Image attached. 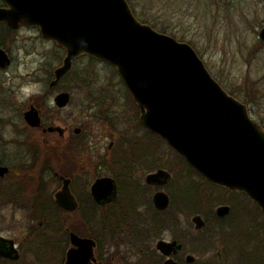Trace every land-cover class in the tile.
<instances>
[{"label": "rangeland", "instance_id": "1", "mask_svg": "<svg viewBox=\"0 0 264 264\" xmlns=\"http://www.w3.org/2000/svg\"><path fill=\"white\" fill-rule=\"evenodd\" d=\"M127 1L136 16L138 15V19L140 17L143 20L147 19L145 24L153 28L154 23L159 26L166 24L168 34L172 33L178 41H180V37L185 38L188 42L184 43L190 44L195 49L218 83L247 107L252 119H256L264 126V42L259 37L260 31L264 27V0ZM0 4H2L1 1ZM16 37H18V44L12 46L11 49L14 55L13 64L6 72L0 73V128H3V144H13L12 141L18 138L20 130L29 129L24 122V112L34 103L35 98L48 92L50 82L47 80V78L49 79L48 73L61 67L66 57V52L61 50L55 42L43 39L36 27H25L18 32ZM8 46L6 44V47ZM47 61L48 63H46ZM95 61L92 62L90 57H82L74 62L73 70L62 79L61 85L46 95L45 117L55 121L57 126L66 129V138L72 137L71 143L87 142L90 148H94L91 155L95 161L109 151L108 147L112 142L115 143V147L116 144L118 145V141L121 140L118 127L126 126L130 128V131H133L131 128L134 129V136L136 134L144 135L142 140L140 139L137 144H134L135 150L132 149V151L135 157L140 150L144 155L141 154L139 158L161 159L176 165L178 160L173 154L168 153L164 148L161 149L156 142L150 141L149 137L147 139L146 131H141L138 124L140 110H138V120L136 106H131L127 93L124 92L127 88L117 70L106 62ZM29 83H38L40 90L27 98L20 99V87ZM127 91L129 92V90ZM62 92L71 94V103L65 109L59 110L54 107V98ZM133 102L135 103L134 100ZM51 107H54V112ZM76 128L82 129L81 134L77 137L74 133ZM112 134H114L113 137ZM80 136L82 137L80 138ZM79 138L81 141H78ZM65 141L68 142V140ZM120 152L123 154L122 151ZM0 153H2L1 148ZM11 154L10 149L8 155ZM136 159L138 160V158ZM136 169V179L145 184V178L150 173L149 170L139 167ZM178 169L181 171L180 167ZM164 171L170 174L168 170L164 169ZM96 174L112 176L103 169ZM182 174L181 172L180 175ZM190 177L193 180L191 185L195 191L197 188L199 191H208L214 197L215 204L209 205L212 208L208 210V217L212 216V213H215L216 216L217 209L222 206H230V214H233L234 210L231 204L222 205L224 203L219 202L227 199L225 192L207 186L208 184L203 182L197 173H191ZM237 199L243 202L244 198L238 197ZM4 203V200L0 199V229L8 230L7 236H13L16 230L20 233V226L16 230L14 228L16 217L19 219L22 229L29 222L25 212L21 211L17 205ZM243 204L244 207H242L247 212H245L246 219L243 226L246 231L242 236L245 238V246L251 248L245 249L246 253H242L243 255L238 254V258L234 257L233 264H264V214L261 213V210L256 209L252 201L247 200ZM180 209L182 215L178 216V223L182 228L191 229L190 226L195 225L193 222L195 215L202 214L205 218L203 213L196 212L198 209L183 208L182 205H180ZM207 209L208 206L204 210ZM236 211L235 209L234 215ZM175 215L177 217V214ZM240 215L238 214V218L234 217L231 224L228 222L229 219L224 221L220 217L222 222H215L214 217H209V226L214 227L212 228L214 233L211 234L216 244L214 256L213 254L204 256L200 254L205 250L206 233H200L192 241L183 240L186 248L198 258L195 264H226L217 260V253L221 249L223 258L228 259L227 256H231L230 260L233 259L232 256L235 253V251L231 252L230 255L229 251L232 248L233 250H242L241 246L244 245L239 241V238L234 236L233 231L237 220L242 221L243 219ZM74 220L75 217H72V221ZM142 229L136 228L135 231ZM235 230L238 231L239 227ZM195 234L196 231L193 235ZM166 236L169 237L171 234L166 233ZM111 239L118 243V251L124 248L123 253L134 255V264L140 263L138 257L147 249L144 239L138 238L133 247L129 245L130 239L125 232L116 234ZM217 240L218 243H216ZM156 242L152 241L151 246ZM26 258H23L18 264H43L32 258ZM59 262H61L59 258L46 257L44 264H59Z\"/></svg>", "mask_w": 264, "mask_h": 264}, {"label": "water", "instance_id": "2", "mask_svg": "<svg viewBox=\"0 0 264 264\" xmlns=\"http://www.w3.org/2000/svg\"><path fill=\"white\" fill-rule=\"evenodd\" d=\"M2 1L7 7L0 8V23L13 30L21 26L37 27L45 39L66 51L51 87L82 56L115 67L138 105L140 120L147 129L164 139L210 182L247 193L264 212L263 127L250 117L243 103L218 83L190 44L140 22L127 0ZM260 38L264 41V29ZM10 62L0 48V68H6ZM70 101L68 92L55 98L61 109ZM24 116L29 126L41 125L35 108ZM75 133L79 134L80 129ZM6 171L0 165V175ZM170 178L167 171L159 170L150 174L147 182L163 185ZM92 191L98 202H109L114 196V183L109 178L99 179ZM56 200L66 210L74 211L77 207L68 186L56 195ZM154 203L159 210H167L170 198L158 193ZM230 212V206L217 209L221 218ZM193 222L198 230L206 225L200 215ZM174 245L160 242L158 248L169 255ZM93 247L91 240L73 234L67 264L90 263ZM11 249L0 256L17 259L13 257L16 250ZM194 259L189 256L188 263ZM165 264L177 263L169 260Z\"/></svg>", "mask_w": 264, "mask_h": 264}, {"label": "flooded vegetation", "instance_id": "3", "mask_svg": "<svg viewBox=\"0 0 264 264\" xmlns=\"http://www.w3.org/2000/svg\"><path fill=\"white\" fill-rule=\"evenodd\" d=\"M1 3L0 8L7 7L3 1ZM23 28L25 27L11 30L7 24L0 23V48L7 53L11 61L6 68H0V73L6 72L12 66L14 55L11 49L12 46L18 44L16 36ZM263 29L264 27L261 31ZM41 37L45 39L42 34ZM6 44L9 46L6 47ZM50 72L53 75L51 78H47L50 81L48 92L35 98L34 103L27 109L29 111L31 108H35L39 112L41 125L36 128L29 126L25 120L24 115L27 112L25 111L24 122L29 129L20 130V135L12 141L13 144H3V128H0L2 151L0 165L1 168L7 169L4 175H0V199L4 200V204L14 203L17 205L21 211L25 212L29 222L22 229L19 219L16 217L14 228L16 230L20 226V233L16 230L13 236H7L8 230L0 229V253H10L11 248L14 247L16 253L13 254V257H18L12 259L0 256V264L2 262L18 264L26 257V259L32 258L43 264L46 257L59 258L61 261L59 264H67L72 248L73 234L94 243L93 256L88 264H134V255L123 253L124 248L119 250L121 253L119 255L118 243L111 239L116 234L124 232L129 236L131 247L138 238L144 239L147 249L138 257L141 264H165L169 260L177 264H195L198 258L186 248L183 240L192 241L200 233H206V238L213 239L214 237L211 235L213 226H209L210 223L204 217L206 225L200 230L195 225H191V229L182 228L178 223V216L182 213L180 205L174 206L179 194V178L176 169L178 167L182 169V167L171 165L166 168L165 160H137L134 158L129 161L128 173L122 175L120 169L124 164L119 163L125 159L121 158L135 155L125 153L124 151H128L126 150L128 144L121 143L120 140L116 147L112 142L108 147L109 151L95 161L91 155L94 148H90L87 142L71 143L72 137L66 138L67 130L45 117L46 95L55 88L51 87L55 71ZM54 107L62 110L56 104ZM54 107H51L53 112ZM257 122L264 129V126L259 121ZM50 128H54V130L50 131ZM81 132L82 129L79 134L75 133L76 137ZM111 136L113 137L114 134ZM80 138L78 141H81ZM8 146L10 147L7 149ZM10 149L12 154L8 155ZM132 149L135 150L134 147ZM9 161L10 163H8ZM136 167L149 170L150 173L147 177L165 169L170 172L171 178L166 184L159 185L148 183L146 177L144 184L136 179ZM102 169L112 176L97 175L96 173ZM105 178L113 181L114 196L111 201L100 203L94 197L92 187L97 180ZM65 186H68L71 196L75 199L77 207L74 211L62 208L56 200V195ZM127 189L131 191L132 195L127 193ZM158 193H164L170 198V206L167 210H159L156 207L154 197ZM72 217H75L74 221H72ZM136 228L143 229L135 231ZM193 230L196 231L195 235H193ZM166 233H170L171 236L167 237ZM152 241L157 242L151 246ZM160 242L175 244L169 249V255L160 251L158 248ZM179 246L181 247L179 248ZM221 252L222 249L217 253V260L220 263L233 264L234 256L231 260V256H227L228 259L223 258ZM189 256L195 258L194 262L188 263ZM221 258L222 260H220Z\"/></svg>", "mask_w": 264, "mask_h": 264}, {"label": "trees", "instance_id": "4", "mask_svg": "<svg viewBox=\"0 0 264 264\" xmlns=\"http://www.w3.org/2000/svg\"><path fill=\"white\" fill-rule=\"evenodd\" d=\"M130 2H131V0H129ZM136 15V14H135ZM137 17H138V15H137ZM139 18V17H138ZM140 19H141V17H140ZM139 19V20H140ZM145 20H147V19H145ZM145 20H143V19H141V21H142V23L144 22V23H147V21H145ZM148 23H149V21H148ZM154 28L158 31L159 30V32H161V33H164V34H168V32H167V30H166V24H164V26H159V25H157V24H155L154 23ZM168 35H170V34H168ZM171 36H173L172 35V33H171ZM173 37H175V36H173ZM180 39V41L181 42H186L187 40L185 39V38H183V37H180L179 38ZM188 42V41H187ZM91 61L92 62H96L94 59H91ZM48 75H49V78H51V76L53 75L52 74V72H50V73H48ZM65 81V80H64ZM61 85V84H60ZM124 92H126L127 93V96H128V99L130 100L129 102H130V104H131V106H136V110H137V119L139 120V117H138V107H137V105L133 102V99H132V97H131V95H130V93L127 91V90H125ZM139 125H140V128H141V131H146V135H145V137L148 139V137H149V140L150 141H153V142H156L159 146H160V148L162 149V148H164L165 149V151H167L168 153H170V154H173L174 156H175V158H176V160H178L177 162V164L176 165H178V166H181L182 167V169H181V171H179V169H176L178 172L176 173L177 174V176H178V178H179V182H178V191H179V194H178V199H177V201H175L174 202V206H178V205H182V207L183 208H191V209H193V210H195V209H198L196 212H199V213H203L204 214V216H205V218L207 219V222L208 223H210L209 222V217H214L213 219L215 220V222H222V220H230V221H228L229 222V224H231L230 222H232L231 220L234 218V217H237L238 218V214H246L245 212H247L246 211V209L245 208H243L244 207V205H242V204H240L238 201V197H243L246 201L248 200V201H251L246 195H243V194H234V193H232V192H230V191H228V190H226V189H224V188H219V187H217V186H215V185H213L212 183H210L209 181H207L205 178H203L196 170H194L191 166H189L187 163H186V161H184V159H182L179 155H177L175 152H174V150L171 148V147H169V145L167 144V142L165 141V140H163L161 137H159V136H157V135H154L153 133H151L149 130H147L145 127H143L142 126V124L139 122L138 123ZM136 128V127H135ZM125 132H127V131H122V132H120V135H121V140H120V142L121 143H134V144H137L139 141H140V139L142 140V137L141 138H139V139H136V140H132L131 138H129V137H125L124 135H123V133H125ZM143 137H144V135H143ZM83 143V142H82ZM74 144V143H73ZM129 151H127L126 153H128ZM145 152V151H144ZM130 154H132L133 153V151L131 150L130 152H129ZM134 154V153H133ZM141 154L142 155H144V153L142 152V151H138L137 152V156L135 157V156H133V155H131V156H133V157H129V156H124V157H122L121 159H125V160H123L122 162H120L119 164H124V166H123V168L122 169H120V171H121V174L122 175H124V174H127L128 173V170L130 169V163H129V161H130V159H134V158H138V160H141V159H146V158H139L140 156H141ZM118 164V165H119ZM117 165V166H118ZM171 165H173L171 162H167L166 161V165H165V167L167 168V166H171ZM181 172L183 173L182 175H180L181 174ZM191 173H197V174H199V176H200V178L203 180V182H206L208 185L207 186H209V187H211L212 189H216L217 191H221V192H225L226 193V195H225V197H227V199H224V200H222V201H219V202H222V203H227V204H231L233 207V210H234V212H235V209L237 210L236 211V213H235V215H234V212H233V214H230V216L229 217H227V218H225V219H219V218H217V216H215V213H212V216H209L208 217V213H206L205 211H204V209H205V206L207 205V204H209V202H210V197L208 196V195H206V194H202V193H200V191L199 190H197V191H195L194 190V188L192 187V185H191V183H192V179H191ZM211 191V190H210ZM212 192V191H211ZM127 193L128 194H131L132 195V193H131V191L129 190V189H127ZM227 195H229V196H231V197H228ZM135 198H137V196H134ZM255 206H256V209L258 210V211H260L261 209L257 206V204L256 203H254V202H252ZM215 204V203H214ZM243 206V207H242ZM236 207V208H235ZM261 213H262V211H261ZM262 214H264V213H262ZM243 226H244V219H242V221H238L237 220V225H236V227L235 228H233V226L231 225V227L233 228V230H235L237 227H239V230H240V232L241 231H243L244 229H243ZM246 231V230H245ZM247 236V235H246ZM241 253V251H239V250H237V251H235V253H234V257H237L238 258V254H240ZM245 253V252H244ZM256 253V252H255ZM255 253H253V255H255ZM241 255H243L242 253H241Z\"/></svg>", "mask_w": 264, "mask_h": 264}, {"label": "bare ground", "instance_id": "5", "mask_svg": "<svg viewBox=\"0 0 264 264\" xmlns=\"http://www.w3.org/2000/svg\"><path fill=\"white\" fill-rule=\"evenodd\" d=\"M111 117V116H110ZM119 129H118V131H119V133L120 132H122V131H127V132H125V133H123V135L125 136V137H129V138H131L132 140H136V139H139V138H141V137H143V134L142 135H138V134H136V136H134V129H132L131 128V130H133V131H130L129 129L130 128H128V127H126V126H120V127H118ZM150 131V130H149ZM133 132V133H132ZM151 132V131H150ZM151 133H153V132H151ZM154 134V133H153ZM154 135H156V134H154ZM160 137V136H159ZM128 145L126 146V150H128V151H130L133 147H134V143H127ZM159 160H161V159H159ZM166 161V160H165ZM197 190H198V188H197ZM201 191V190H200ZM201 193L202 194H206V195H208L209 197H210V202H209V204H207L205 207H207L208 206V209L207 210H204L206 213H208V210H211V208H212V206H209V205H212L214 202H215V200H214V197H212L211 196V194H209V192L208 191H201ZM246 200L245 199H243V202L242 201H238L240 204H242V205H244L243 203L245 202ZM222 205H227V203H224V204H222ZM260 208V207H259ZM182 211V210H181ZM230 215V214H229ZM195 216H197V215H195ZM200 216H202L201 214H200ZM216 216H217V218H219L220 219V217L216 214ZM240 216H242L243 217V219L245 220L246 219V214H241ZM212 228H214V227H212ZM234 231V236L235 237H237V238H239V241H241L242 242V244L244 245V246H241V249L242 250H239V249H236V250H233V248L231 249V251H229V252H234V251H237V250H239V251H244L245 249H250V248H247V246H245V238H244V236H242V234L244 235V231L245 230H243V231H241L240 232V230H238V231H236V230H233ZM212 232L214 233V231L212 230ZM229 240H233V239H229ZM206 241H207V243L205 242V250H204V252H201V255H205V254H213V252H214V250L216 249V244H215V242L213 241V239H211V238H206ZM213 256H214V254H213Z\"/></svg>", "mask_w": 264, "mask_h": 264}, {"label": "clouds", "instance_id": "6", "mask_svg": "<svg viewBox=\"0 0 264 264\" xmlns=\"http://www.w3.org/2000/svg\"><path fill=\"white\" fill-rule=\"evenodd\" d=\"M40 90V85L38 83H29L22 85L19 89V98L24 99L29 95L36 93Z\"/></svg>", "mask_w": 264, "mask_h": 264}]
</instances>
